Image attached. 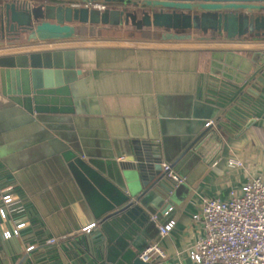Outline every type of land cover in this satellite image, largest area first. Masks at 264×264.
Returning a JSON list of instances; mask_svg holds the SVG:
<instances>
[{
	"label": "crops",
	"instance_id": "0c3cea01",
	"mask_svg": "<svg viewBox=\"0 0 264 264\" xmlns=\"http://www.w3.org/2000/svg\"><path fill=\"white\" fill-rule=\"evenodd\" d=\"M73 82L86 102L71 105L65 96ZM25 84L43 105L68 112L28 114L12 99L23 97ZM206 128L216 133L182 155ZM69 151L76 156L66 158ZM142 159L154 172L168 163L186 177L175 187L174 228L153 240L168 258L154 264H192L205 233L194 220L203 200L241 194L251 177L264 181V42L101 31L0 47V177L11 176L7 189L23 197L21 216L29 221L19 239L0 235V264H98L88 255L97 229L79 230L145 190ZM50 237L63 243L49 244ZM103 260L110 264L107 247Z\"/></svg>",
	"mask_w": 264,
	"mask_h": 264
},
{
	"label": "water",
	"instance_id": "95a60500",
	"mask_svg": "<svg viewBox=\"0 0 264 264\" xmlns=\"http://www.w3.org/2000/svg\"><path fill=\"white\" fill-rule=\"evenodd\" d=\"M101 31L123 37L149 33L175 42H264V0H0V47L90 39ZM74 84L65 96L71 105L86 102ZM29 93L25 84L23 97L12 99L30 115L68 112V107L43 105ZM212 133L215 130L206 128L195 136L182 155L199 151ZM65 156L76 154L69 151ZM148 162L142 159L139 166L145 190L135 200L126 196L96 222L110 264H152L139 254L156 239L176 204V185L160 172L161 166H155V172L147 168Z\"/></svg>",
	"mask_w": 264,
	"mask_h": 264
},
{
	"label": "built area",
	"instance_id": "2783aa9c",
	"mask_svg": "<svg viewBox=\"0 0 264 264\" xmlns=\"http://www.w3.org/2000/svg\"><path fill=\"white\" fill-rule=\"evenodd\" d=\"M213 124L207 122L206 126ZM232 166H243L239 160H231ZM161 169L175 185L186 180L173 170L168 163H161ZM0 235L3 241L20 237L28 225L21 211L26 208L23 197L15 190L4 192L0 198ZM23 212V211H22ZM196 222L204 226V235L190 252L192 264H264V181L251 177L242 188V193L231 192L227 200L205 198L200 212L194 215ZM176 221L171 219L159 226V238L169 235ZM97 229L96 222L88 224L79 231L90 233ZM93 251L88 253L98 264L103 263L104 245L99 232L92 233ZM61 237H50L47 243L61 246ZM35 245L26 244L27 252ZM144 262L156 263L168 258V253L159 241L151 242L140 254Z\"/></svg>",
	"mask_w": 264,
	"mask_h": 264
},
{
	"label": "trees",
	"instance_id": "16d2710c",
	"mask_svg": "<svg viewBox=\"0 0 264 264\" xmlns=\"http://www.w3.org/2000/svg\"><path fill=\"white\" fill-rule=\"evenodd\" d=\"M143 35L148 36L149 34L143 33ZM10 177L11 176H7V175L0 177V198L4 192L9 191V189H7V185L8 183H12V180L10 179Z\"/></svg>",
	"mask_w": 264,
	"mask_h": 264
}]
</instances>
